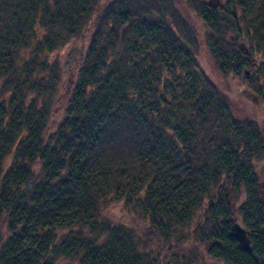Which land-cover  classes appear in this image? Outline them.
I'll use <instances>...</instances> for the list:
<instances>
[{
  "label": "trees",
  "instance_id": "trees-1",
  "mask_svg": "<svg viewBox=\"0 0 264 264\" xmlns=\"http://www.w3.org/2000/svg\"><path fill=\"white\" fill-rule=\"evenodd\" d=\"M160 1L0 0V264H195L197 244L264 264L202 221L264 164V130L202 67L264 103V0H188L201 31Z\"/></svg>",
  "mask_w": 264,
  "mask_h": 264
},
{
  "label": "rangeland",
  "instance_id": "rangeland-1",
  "mask_svg": "<svg viewBox=\"0 0 264 264\" xmlns=\"http://www.w3.org/2000/svg\"><path fill=\"white\" fill-rule=\"evenodd\" d=\"M105 1L106 0H100V3H103ZM110 1H114V0H110ZM124 1L126 4H129V2H131L138 6H144L146 8L150 6L152 7L153 5L160 6L163 3L160 0H124ZM172 1L175 4H177V8L180 9V13L182 17L186 18L190 23H193V26L198 24V26L200 27V31L203 30L201 29V25H200L201 23L197 20V18H195L196 13L193 12V9L188 7V0H172ZM202 2L212 8H218V7L232 8L233 4L236 3V0H202ZM239 16H241L240 13ZM242 28L243 31H245V27L243 26ZM197 31L198 30L196 29L195 32ZM202 67L205 73L211 77L212 79L211 81L219 89H221L220 91L226 94L228 99L231 101L230 104L233 109L232 110L233 113H235V117L239 118V121H241L242 119L253 121L258 126L260 132L263 133L262 130H264V103L256 99V97L250 91V89L248 88L245 82V77L243 76L241 79L240 78L235 79L231 76L223 77L217 75L216 73H214L215 67L209 57H204V59L202 60ZM67 69L68 67L65 68V71H67ZM245 76L247 80L249 78V75L246 73ZM68 83L70 82H69V76L67 75L65 76L64 79V86L61 91L62 94L65 93L66 91L65 88L67 87ZM57 108L59 109V104L57 105ZM224 123L227 125L228 122H224ZM226 125H225V131H231L232 127H228ZM257 166L259 167L256 169L254 173L255 179L253 181L250 180L251 182L247 183V185L244 184L243 186L237 188L235 187L234 190L226 189L225 187H223L222 183H220L218 187L216 186L217 187V189L215 188L216 191L209 194L207 198L208 201L206 200L207 203H206V207L204 208V212L209 205L211 206V209L207 211L206 214L203 212L202 221L204 222L207 221L208 223L212 222L214 213H216V220L221 219L224 216H228L227 214L229 213L231 215L230 218L231 220H236L234 222L242 225L240 220L237 218L239 217L243 218L242 214L244 213L245 215L244 217L247 219L246 220L247 228L245 226L244 227L247 230H251V228L253 227V216L258 215L259 212L264 214V205L261 204L259 197L260 196L259 191H261L263 193L262 200H264V164L260 163ZM219 193H221V199H219ZM209 202L211 203L209 204ZM223 204H225L227 214L224 213L225 209L223 207ZM215 207L218 208L220 207L221 210L216 211ZM210 212H212V217H211L212 220L208 218V216H210ZM115 215L116 218L118 219L121 218V215H119L118 213ZM206 215L208 216L206 217ZM261 221H262V225H264V216ZM252 233L253 234L256 233L258 235L260 232H257V229H252ZM195 246L196 245L192 247L191 245L186 246L188 252H191L193 249L196 250L198 248L199 250H201L202 256H200L201 258L198 257V261L195 264H227L225 260L217 259L215 257L218 254L217 253L218 248H216V246H213V249H211L210 252H207L206 248L202 247L199 244H197L196 247ZM220 253L222 255L223 251H220Z\"/></svg>",
  "mask_w": 264,
  "mask_h": 264
},
{
  "label": "flooded vegetation",
  "instance_id": "flooded-vegetation-1",
  "mask_svg": "<svg viewBox=\"0 0 264 264\" xmlns=\"http://www.w3.org/2000/svg\"><path fill=\"white\" fill-rule=\"evenodd\" d=\"M259 192H260V196H259L260 197V202H261L262 205H264V200H262L263 193L261 191H259ZM210 203L211 202H209V204ZM206 213H207V209L205 210V214ZM242 215H243V218L239 217L237 219L240 220V222H241V224L243 226L240 225V224L239 225L248 233V237H249V240H250V244L252 246V249H253V243H254L259 248V250H264L263 244H262V241H263L262 235H264V225H262V221H261L262 218H263V216H264V214L261 213L260 216H256L255 218H253V227L251 228V230H247L246 229L247 228V223H246L247 222L246 221L247 219L244 217L245 216L244 213ZM230 218H231V216H228V217H226L224 219H219L220 221L225 220V222L227 223V227H228L229 232H230V226H231V221H232ZM233 221H236V220H233ZM252 229H257V231H259L260 233L258 235L256 233L253 234L252 233ZM245 253H247V252H245Z\"/></svg>",
  "mask_w": 264,
  "mask_h": 264
},
{
  "label": "water",
  "instance_id": "water-1",
  "mask_svg": "<svg viewBox=\"0 0 264 264\" xmlns=\"http://www.w3.org/2000/svg\"><path fill=\"white\" fill-rule=\"evenodd\" d=\"M219 127H217L211 134L209 141L212 140V138L215 136L216 133H218ZM230 236L237 242L240 249L244 252L250 253L252 251L250 247V240L248 237V233L236 222L233 220L231 221L230 226Z\"/></svg>",
  "mask_w": 264,
  "mask_h": 264
},
{
  "label": "bare ground",
  "instance_id": "bare-ground-1",
  "mask_svg": "<svg viewBox=\"0 0 264 264\" xmlns=\"http://www.w3.org/2000/svg\"><path fill=\"white\" fill-rule=\"evenodd\" d=\"M237 243V242H236ZM250 247H251V249H252V246H251V244H250Z\"/></svg>",
  "mask_w": 264,
  "mask_h": 264
}]
</instances>
